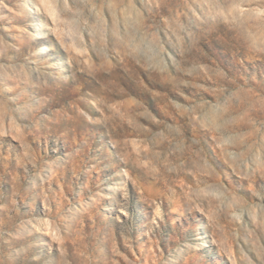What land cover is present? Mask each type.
<instances>
[{"label": "rangeland", "instance_id": "rangeland-1", "mask_svg": "<svg viewBox=\"0 0 264 264\" xmlns=\"http://www.w3.org/2000/svg\"><path fill=\"white\" fill-rule=\"evenodd\" d=\"M0 264H264V0H0Z\"/></svg>", "mask_w": 264, "mask_h": 264}]
</instances>
